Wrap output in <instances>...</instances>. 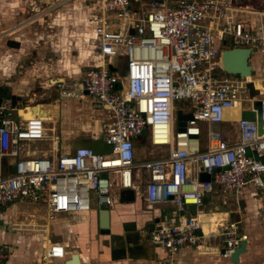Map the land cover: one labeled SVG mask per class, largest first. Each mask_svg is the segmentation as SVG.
<instances>
[{
  "label": "built area",
  "instance_id": "obj_1",
  "mask_svg": "<svg viewBox=\"0 0 264 264\" xmlns=\"http://www.w3.org/2000/svg\"><path fill=\"white\" fill-rule=\"evenodd\" d=\"M92 1L98 40L93 59L78 80L60 76L46 85L59 96H88L102 107V148L78 145L61 152L52 122L28 114L27 101L12 105L0 97V210L17 201L41 203L48 222L60 213L110 207L115 190H132L147 204L176 212L173 222L144 231L164 251L157 264H173L172 256L185 246L229 258L248 239L239 220L200 217L214 213L203 211L205 197L220 194L222 203L233 197L238 205L241 189L251 186L264 226V92L257 87L264 86V74L252 63L257 55L258 67H264V4ZM231 48L249 49L250 75L223 68L221 51ZM2 84L0 79V91ZM181 101L188 104H176ZM176 110L190 114L182 130ZM243 110L252 117H242ZM143 131L148 146L137 160ZM201 173L208 179L200 180ZM187 206L193 214L185 213ZM2 257L0 243V264ZM63 257L61 244L41 240L40 264Z\"/></svg>",
  "mask_w": 264,
  "mask_h": 264
},
{
  "label": "crops",
  "instance_id": "obj_2",
  "mask_svg": "<svg viewBox=\"0 0 264 264\" xmlns=\"http://www.w3.org/2000/svg\"><path fill=\"white\" fill-rule=\"evenodd\" d=\"M244 1L249 2L250 0ZM71 4L72 9L76 10L77 5L74 0ZM91 5L92 3L86 0V8L89 9ZM63 18L60 17V19ZM90 19L91 15H84V24L79 22L83 28L81 26L78 30H72L73 34L78 37L77 40L83 41L90 48L82 72L93 59L98 44ZM36 20L40 22L41 18L38 17ZM30 22H20L6 31L8 34L15 33L17 30L24 32L29 28L27 24ZM84 25L89 26V29L83 30ZM10 39L19 43L18 48L8 47L4 41L5 51L3 52L17 57L23 42L16 36ZM12 49L15 51L12 52ZM32 54L34 55V52ZM6 57L0 56L7 60ZM20 65L14 61L9 69L4 67L5 70H10V73L8 80L6 79L4 85L2 84L0 97L10 99V96L14 95L15 102L27 101L32 105L37 104L39 114L44 117L45 121L52 122L54 125L61 152L70 151L78 145H86L95 149L102 148L99 127L105 115L102 107L94 106L97 103L88 96L61 98L58 103H55L56 100L45 101L43 95L38 96L37 99L32 96L26 99L33 86L34 79L31 75L45 78V69L37 75L33 66L27 64L20 72L19 69L22 67ZM58 74L68 75L70 73L69 70L62 69ZM61 140L64 141L63 144ZM114 193L115 200L110 207L92 206L87 212L60 213L48 222L45 221V208L41 203H28L34 206L30 211H15L13 215L14 219L21 218L20 223L26 221L31 226L28 233L15 237L18 238L16 240L10 231V223L8 221L4 223L10 213H14L13 208L16 202L2 207L0 222H3L6 230L0 229V243L3 247L1 264H40L38 245L45 238L58 242L64 249V257L61 260H54L52 264H65L72 254H77L79 264H157L164 257V251L159 246L151 244L143 231L149 229L150 224L154 227L159 223L173 222L176 216L174 208L164 204H147L132 190H115ZM258 197L253 187L245 186L237 196L238 205L233 197L222 203L220 194L203 199V211L214 213L201 216V220L207 216V219H212L217 215L224 216L230 221L239 220V228L246 232L248 239L245 243V250L238 255L237 262H230L229 258L220 257L216 253H200L193 247L185 246L172 256L173 264H264V226L258 214ZM37 204L40 207H35ZM105 208L108 210L109 232L107 234L100 233L98 228L99 211ZM38 211H42V214H37ZM185 213L193 214L192 207L187 206ZM45 227L46 230H44ZM206 242L213 243L214 241L208 239ZM15 246H18V249H15ZM16 250H22V253H16Z\"/></svg>",
  "mask_w": 264,
  "mask_h": 264
},
{
  "label": "rangeland",
  "instance_id": "obj_3",
  "mask_svg": "<svg viewBox=\"0 0 264 264\" xmlns=\"http://www.w3.org/2000/svg\"><path fill=\"white\" fill-rule=\"evenodd\" d=\"M72 1L73 0H0V56H7V60H5V58H0V79L4 83L9 77L10 70H5L4 67L9 69L14 61L22 65L19 69L20 72L24 70L25 64L33 66L37 75L41 74L42 70L45 69V78L44 76L37 77L33 76V74L31 75L34 79L33 86L26 99L31 96L37 99L38 96L43 95L45 101L53 102L56 100L55 103H58L61 98L67 97L59 96V90L56 87H48L46 85L47 80L60 76L78 80L83 73L82 67L85 66V61L88 59L86 56L87 53L90 52V48L87 47L83 41L77 40L78 37L73 34L72 30H78V28L84 24V15H88V9L86 8V0H74L77 5L76 10L72 9ZM249 2L254 5L264 4V0H250ZM61 16L64 18L60 19ZM38 17L41 18L40 22L36 20ZM20 22H30L27 24L29 28L24 32L22 30H17L15 33L8 34L6 30ZM79 22L82 24L81 26ZM85 29H89V26L85 27L84 25L83 30ZM15 36L23 42L21 51L18 53L19 55L17 57L11 55V53L8 54L3 52L5 51V40L3 39H10ZM11 51L14 52L15 49ZM31 52H34V55ZM256 59L257 55H254L252 57V63L255 65L257 73L262 75L264 74V67L259 68ZM62 69L69 70L70 74H58ZM71 71L75 72L72 73ZM253 72L252 70V74ZM47 74L49 76H47ZM47 88L49 89L47 90ZM43 92H45V94ZM21 102L24 103L23 101ZM176 104L180 106L188 103L181 101L180 103L176 102ZM224 128L225 130L232 129L228 125H225ZM146 135V131H143L142 135L137 139L138 144H136L135 149V157L137 160L143 159L145 153L144 146L147 145ZM204 137L202 133V135H200L201 143H203ZM63 142L64 141L61 140V144H63ZM155 154L156 153H153V155ZM33 207L32 204L16 202L15 208H13L14 213H10L7 220H4V223L7 221L10 223V231L14 235L15 240L18 239L15 237L28 233L31 227L26 221L20 223L19 220L21 221V218L14 219L15 217H13V215L15 211L24 210L26 212L30 211ZM35 207H40V205L37 204ZM37 214H42V211H38ZM207 217H204V220L207 221ZM0 229L6 230L3 222H0ZM38 247H40V244ZM15 249H18V246H15ZM16 251V253H22V250Z\"/></svg>",
  "mask_w": 264,
  "mask_h": 264
},
{
  "label": "water",
  "instance_id": "obj_4",
  "mask_svg": "<svg viewBox=\"0 0 264 264\" xmlns=\"http://www.w3.org/2000/svg\"><path fill=\"white\" fill-rule=\"evenodd\" d=\"M5 45L12 48H18L19 43L13 39H6ZM249 57V49L248 48H231V49H223L221 51V62L223 68L229 73H236L240 76H247L251 74V65L247 63V59ZM108 69L110 71H114L115 68L108 64ZM119 75H123V71L121 68H116ZM85 95L86 92L83 91ZM11 104L15 103V96H10ZM94 106L100 107L99 104H95ZM242 117L250 118L252 114L248 111L243 110L241 112ZM190 118V114H182L180 110H176L175 112V119H176V126L178 130H182V126L184 125V121ZM200 180L208 179V175L206 173H201L199 175ZM153 225H149V229H152ZM99 232L103 234H107L108 230V210L101 209L99 211V222H98ZM245 250V242L242 241L240 244L235 247L232 253L229 256L230 262H237L238 255ZM65 264H79L77 254H72L70 259L65 262Z\"/></svg>",
  "mask_w": 264,
  "mask_h": 264
},
{
  "label": "bare ground",
  "instance_id": "obj_5",
  "mask_svg": "<svg viewBox=\"0 0 264 264\" xmlns=\"http://www.w3.org/2000/svg\"><path fill=\"white\" fill-rule=\"evenodd\" d=\"M258 89H261L262 92H264V86L262 85H257ZM38 109H39V106L37 104H30L27 106V111H28V114H34V113H39L38 112ZM201 219V217H200Z\"/></svg>",
  "mask_w": 264,
  "mask_h": 264
},
{
  "label": "flooded vegetation",
  "instance_id": "obj_6",
  "mask_svg": "<svg viewBox=\"0 0 264 264\" xmlns=\"http://www.w3.org/2000/svg\"><path fill=\"white\" fill-rule=\"evenodd\" d=\"M88 1H90V3H92V5L90 6V8L88 9V15H91V19H90V22H91V24H92V26L94 25L93 24V15H94V13H95V10H96V7H95V4H94V2L92 1V0H88Z\"/></svg>",
  "mask_w": 264,
  "mask_h": 264
}]
</instances>
